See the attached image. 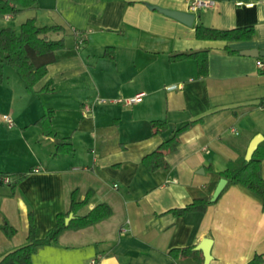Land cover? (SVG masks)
Listing matches in <instances>:
<instances>
[{"label":"crops","instance_id":"0c3cea01","mask_svg":"<svg viewBox=\"0 0 264 264\" xmlns=\"http://www.w3.org/2000/svg\"><path fill=\"white\" fill-rule=\"evenodd\" d=\"M191 1L39 0L33 9L0 17V28L13 27L24 14L39 25H69L59 24L67 47L56 52L33 90L8 66L0 83V174L12 175L0 187V225L6 219L16 230L7 237L0 228V260L27 244L30 211L37 237L44 238L57 214L69 209L74 190L81 199L94 192L84 213L105 202L112 216L64 231L57 244L38 249L33 264H195L173 259L169 251L205 238L213 242L209 264H247L256 254L264 260V203L241 185L227 184L203 213H169L196 198L211 200L220 173L231 161L246 159L250 143L264 134V57L241 54L264 51L262 5L214 0L191 12ZM164 11L190 13L193 20L187 24ZM198 24L254 26L255 35L233 43L200 40ZM106 48L114 49V59L105 56ZM205 49L206 76L198 75L193 59H170ZM49 80L52 90L40 91ZM139 93L135 104L116 101ZM48 108L55 110L56 136L34 125ZM153 120H167L168 129L154 135ZM189 122L178 150L168 152L170 167L151 172L143 158ZM66 138L76 151L54 156L57 141ZM17 174L27 176L13 193Z\"/></svg>","mask_w":264,"mask_h":264},{"label":"trees","instance_id":"16d2710c","mask_svg":"<svg viewBox=\"0 0 264 264\" xmlns=\"http://www.w3.org/2000/svg\"><path fill=\"white\" fill-rule=\"evenodd\" d=\"M102 1L108 2L113 0ZM38 3L39 0H0V17L7 15L16 16L25 10L37 7ZM195 30L197 39L210 41L220 40L226 41L227 43L248 41L255 35L254 26L218 29L198 24ZM65 32V26L59 24L39 25L36 17H30L25 23L23 22L19 31L12 26L0 28V83H3L6 78L5 68L8 66L18 72L29 90H33L35 85L47 76L48 66L56 61V52L67 47V40L64 36ZM51 34H55L57 39L52 40L50 37ZM227 48L232 54L238 53L236 50H232L229 47ZM106 52L105 56L112 59L115 58L114 49L106 48ZM170 59L174 62L193 59L197 63L198 75L206 76L208 74V49L176 53L170 56ZM51 85L52 81L49 80L40 91H51ZM54 117L55 110L48 108L44 115L41 116L34 125L43 129L45 135L56 136L57 134L53 128ZM192 124L193 122H189L181 126V128L179 127L174 130L170 139L161 143L155 151L143 158L144 164L151 172H155L159 169L167 170L170 167L168 152L178 150L181 144L182 134L187 131ZM167 129V120H153L151 122V130L154 135L161 134ZM75 151L76 149L71 139L66 138L57 141L56 150L53 155L73 154ZM263 161L264 140L259 144L250 160L242 158L231 161L224 172L220 173V176L228 180V185L236 184L243 186L252 194L261 198L260 200L264 203ZM26 176L27 174H17V176L13 178V193L18 183L26 178ZM77 191L78 190L72 191L69 209L57 214L55 224L47 231L44 238L37 237L34 214L33 211H30L28 214L29 234L27 244L4 255L0 260V264H33V255L38 249L43 245L57 244L60 234L64 231L87 228L105 221L112 216V207L105 202L97 204L84 213L83 210L89 206L94 192L93 190H89L86 192L85 198L81 199ZM210 201L211 200L207 197L196 198L186 206L172 209L169 213L176 216H186L194 212L203 213L211 204ZM71 213L74 214V217L69 224H66V218ZM0 228L7 237L16 233V230L6 219H3ZM169 255L173 259H193L195 264H204V256L200 250L196 249L195 245L172 248L169 251ZM263 261L262 256L256 254L247 264H261Z\"/></svg>","mask_w":264,"mask_h":264},{"label":"water","instance_id":"95a60500","mask_svg":"<svg viewBox=\"0 0 264 264\" xmlns=\"http://www.w3.org/2000/svg\"><path fill=\"white\" fill-rule=\"evenodd\" d=\"M167 14H170L177 19L183 21L184 23L190 24L193 20V15L190 13H184V12H176V11H164ZM241 54L244 56H250V57H264V51H259L258 49H248L241 51ZM264 140V134H258L253 141L250 143V146L247 151L246 160H250L255 152V150L258 148L259 144ZM228 180L226 178H221L215 188V191L211 198V203L216 202L220 194L223 192L224 188L227 186ZM74 217V214L71 213L66 218V224H69L71 219ZM212 239L205 238L202 240V242L196 246L197 250H201L204 254V264H209L211 255H210V249L212 247Z\"/></svg>","mask_w":264,"mask_h":264},{"label":"built area","instance_id":"2783aa9c","mask_svg":"<svg viewBox=\"0 0 264 264\" xmlns=\"http://www.w3.org/2000/svg\"><path fill=\"white\" fill-rule=\"evenodd\" d=\"M215 4L214 0H192L189 5V11L198 12L202 8H210ZM261 4L264 10V0H249V1H238L237 5L254 6ZM260 68H264V64L260 63ZM175 86H172L174 88ZM143 93L136 94L128 98H119L116 101L125 105H131L139 102ZM87 108V107H86ZM3 120L7 123L9 128L14 126V120L10 114H4ZM11 183V176L9 174H0V187Z\"/></svg>","mask_w":264,"mask_h":264},{"label":"rangeland","instance_id":"374dc122","mask_svg":"<svg viewBox=\"0 0 264 264\" xmlns=\"http://www.w3.org/2000/svg\"><path fill=\"white\" fill-rule=\"evenodd\" d=\"M26 14H24L23 16H19V17H17V19H16V21H12L11 23H10V25H13V27L17 30V31H19V29H20V26L22 25V22L23 21H26ZM57 23V22H56ZM59 24H65V26H67V29L69 28V25L67 24V23H65V22H58ZM50 37L52 38V40L53 39H57V36L55 35V34H51L50 35ZM68 39H69V37H68ZM8 72H13V73H15L16 75H19L18 73H17V71L16 70H14V69H12V67H8ZM37 102H39V101H37Z\"/></svg>","mask_w":264,"mask_h":264}]
</instances>
